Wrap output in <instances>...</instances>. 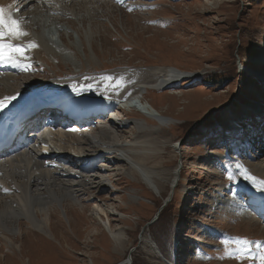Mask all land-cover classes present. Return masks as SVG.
<instances>
[{
	"label": "rangeland",
	"instance_id": "obj_1",
	"mask_svg": "<svg viewBox=\"0 0 264 264\" xmlns=\"http://www.w3.org/2000/svg\"><path fill=\"white\" fill-rule=\"evenodd\" d=\"M35 1L15 16L27 35L13 41L26 46L19 59L30 58L31 67L24 74L19 66L0 69V99L1 91L23 96L56 82L107 93L113 109L99 120L108 128L94 118L83 137L52 133L50 146L84 159L96 154L102 132L120 143L138 137L149 143L142 163L163 186L148 189L104 155L91 174L103 175L105 187L37 206L32 220L21 216L12 229L0 222V264H122L130 257L132 264H264V219L253 206L264 201V154L252 153L264 123V0ZM166 68L187 75L146 95L169 121L162 127L127 102L131 83L114 93L93 84ZM137 122L147 132L139 133ZM86 137L91 144L82 146ZM246 189L256 200L244 196ZM3 198L14 200L13 191L0 196V209ZM96 206L125 233L123 251Z\"/></svg>",
	"mask_w": 264,
	"mask_h": 264
},
{
	"label": "bare ground",
	"instance_id": "obj_2",
	"mask_svg": "<svg viewBox=\"0 0 264 264\" xmlns=\"http://www.w3.org/2000/svg\"><path fill=\"white\" fill-rule=\"evenodd\" d=\"M17 1L19 0H0V6L10 9L12 15H14V8ZM44 9L45 11L47 10L45 6ZM21 72L24 74L27 71L22 70ZM26 75H29V73ZM185 75H187V73L172 68L154 69L149 73H142L141 76L137 77L116 76L112 77V79L110 77V81H107L108 83L106 84H103L104 82L102 80L104 79L99 77L100 79L93 82V84L96 85V89H108V93H114L117 91V89L113 88L131 83L135 86V92L132 95L135 100L130 103V106L135 108V110L142 113L143 115H146L148 118L156 120L162 127L170 123L154 106L155 103L151 101V99L149 100L146 95L149 90L156 89L160 91L163 90L164 87L172 88L175 85L177 86L180 84V81L186 80V77H184ZM18 76H21V74H18ZM101 81L103 83H101ZM62 87H65V89L70 91L73 89L82 90L83 92L89 94V91L86 88L81 86L77 87L74 84L68 82L51 83L33 89L32 91H29L27 95L23 96H20L17 93L9 94L7 92L1 91L3 97L0 100H3L4 97L8 96H16L17 99L11 102H6L5 108L0 110V126H2L4 123L10 122L13 117H18L22 109L26 110L28 106L32 105L31 102H33L34 97L39 95H47V93H50L51 91L58 94L63 90ZM20 88L26 91L25 86ZM51 88H56L57 90H50ZM104 94L105 95H98L91 93L89 95L92 97L102 98L106 101H111V96L105 92ZM78 108L82 110L81 107ZM119 111L121 112L122 110L120 109ZM101 112L102 116H106L111 112V110H103ZM67 121L69 120H65L64 123H60L51 130V133H54L60 140L64 139L65 137L75 139L76 136L74 135L76 134H80V136L83 137L82 134L94 126L91 120H86L80 127L74 126V123L67 124ZM101 122L102 121L98 120L97 123L100 124ZM122 124L123 123L121 122L118 123L115 128L119 129ZM102 126L105 128L109 127L108 125ZM135 127L139 130V133L144 134L147 132L145 130L147 127L140 122L135 123ZM257 132L259 135L256 136V139L260 137V140L258 141L259 144H254L256 150H254L253 147L252 149L254 152L252 153L255 154L258 150V153H260L262 156L264 154V123L262 124L261 128L257 130ZM239 136L242 139L244 138V134ZM82 139L83 141L80 143L82 146L86 145L87 143L91 144L92 139L90 140L87 137ZM52 141L54 140L53 135L51 134L46 142L48 145L42 148V150H44L42 152L44 156H41V154L35 152L34 146H31L27 151H23L13 158L0 161V196L10 193L11 190L14 193V200L10 201L9 198L2 199V201L5 200L7 204H5L0 209V222L6 229L14 228L18 223L17 221H19L18 219H21V216L32 220L33 218L31 217L30 211L37 206H45L46 208H50L52 206L51 204L54 202L57 203L56 205H63L66 203V201H62H64L66 198L74 196L76 197V194H80L81 192L83 193V190L84 192H87L85 191L87 188L92 189L105 187L106 179L103 177V175H100L99 178H96L91 174V172L95 171L94 169L97 167V164L104 155H108V157H110L109 164H111L112 161V163L115 164V167L119 168L121 173L126 175L128 174V176L133 175L134 178L136 177L138 182H142L148 189L157 193L162 189L163 185L160 184L159 181V177H161V175L142 163L145 148L149 143L147 141H141L138 137H135L131 143H120L113 141L107 132H102L100 134L99 140L97 143H95L93 148L94 150L97 149L95 152L96 154H89L88 151L87 155L86 153L83 154V156H86L87 158L83 159L75 156L73 157L74 159L71 160L70 157L73 155L71 156L66 153L65 149L63 147L61 148V146L58 148L51 147L50 143ZM67 163L69 165H67ZM120 164L122 165L121 167H119ZM68 166H74L75 172L73 170L71 171ZM258 166V170L264 177V162ZM118 168L113 169V171L117 170ZM175 183L176 180H174L171 185ZM5 189H7V191H5ZM252 191L253 190L246 189L243 191V194L245 197H248L252 194ZM261 202L262 205H264V201L262 200ZM95 212L97 218H99L100 221L101 219L104 220L103 217L106 219L108 218L106 211L100 206L95 207ZM44 213H46V211L42 212L43 215H45ZM259 217L260 216H258V218ZM45 221H47V219H45ZM103 222V225L108 229L114 238L117 249H121L123 251L126 248L124 240L125 233L121 231V229L115 228L114 230L108 219L107 222ZM38 224L40 226L39 228L42 229L43 225L41 223ZM127 262L128 263L122 264H132V258L130 257L129 261Z\"/></svg>",
	"mask_w": 264,
	"mask_h": 264
},
{
	"label": "snow or ice",
	"instance_id": "obj_3",
	"mask_svg": "<svg viewBox=\"0 0 264 264\" xmlns=\"http://www.w3.org/2000/svg\"><path fill=\"white\" fill-rule=\"evenodd\" d=\"M19 9H17L18 11ZM23 21L13 18L10 9L0 6V63L19 66L22 70H28L31 67L30 58H26L28 63H21L19 57L26 51V46L22 43H13V40H19L27 35L22 28ZM34 46V45H33ZM87 79V78H86ZM16 96L4 97L0 100V110L6 106V102L16 100ZM7 191V189H5ZM247 243V241H245ZM259 259L264 262V254Z\"/></svg>",
	"mask_w": 264,
	"mask_h": 264
}]
</instances>
